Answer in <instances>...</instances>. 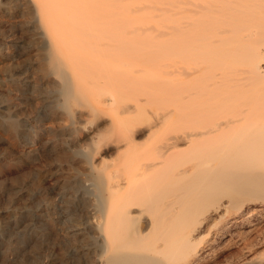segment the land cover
I'll list each match as a JSON object with an SVG mask.
<instances>
[{
  "label": "bare ground",
  "instance_id": "obj_1",
  "mask_svg": "<svg viewBox=\"0 0 264 264\" xmlns=\"http://www.w3.org/2000/svg\"><path fill=\"white\" fill-rule=\"evenodd\" d=\"M54 261L264 264V0H0V264Z\"/></svg>",
  "mask_w": 264,
  "mask_h": 264
},
{
  "label": "rangeland",
  "instance_id": "obj_2",
  "mask_svg": "<svg viewBox=\"0 0 264 264\" xmlns=\"http://www.w3.org/2000/svg\"><path fill=\"white\" fill-rule=\"evenodd\" d=\"M2 25H4V23L2 24ZM2 25H1V30H5L6 29V25L5 26H3L2 27ZM5 28V29H4ZM7 35H9L10 36V34L9 33H7ZM6 35V36H7ZM17 37H18V39H19V35H17ZM4 38V37H3ZM6 40H9L8 38L6 39ZM55 252V251H54ZM56 253V252H55ZM52 264H59V262L58 261H54Z\"/></svg>",
  "mask_w": 264,
  "mask_h": 264
}]
</instances>
